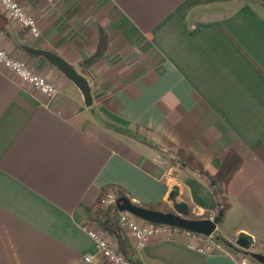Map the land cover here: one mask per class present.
I'll use <instances>...</instances> for the list:
<instances>
[{
	"label": "crops",
	"instance_id": "obj_1",
	"mask_svg": "<svg viewBox=\"0 0 264 264\" xmlns=\"http://www.w3.org/2000/svg\"><path fill=\"white\" fill-rule=\"evenodd\" d=\"M17 1L40 34L11 23L0 5L2 44L59 91L49 98L0 64V264H114L85 229L118 245L91 219L103 189L158 210L185 201L213 217L214 185L149 143L161 137L212 174L229 150L240 154L225 214L243 225L231 236L219 223L216 230L231 242L247 232L264 251V0ZM8 26L77 64L93 104L45 57L20 49ZM99 28L108 47L82 66ZM125 231L131 259L142 264H257L226 248L203 253L163 237L137 248Z\"/></svg>",
	"mask_w": 264,
	"mask_h": 264
},
{
	"label": "built area",
	"instance_id": "obj_2",
	"mask_svg": "<svg viewBox=\"0 0 264 264\" xmlns=\"http://www.w3.org/2000/svg\"><path fill=\"white\" fill-rule=\"evenodd\" d=\"M48 1L54 2L55 0ZM0 5L11 23L35 36L40 34L36 17L30 14L17 0H0ZM4 36V32L0 30V64L11 69L18 77L49 98L55 96L59 91L58 86L46 75L29 66L23 59L11 54L2 44ZM116 200L117 196L111 190L102 196L100 204L103 207H108L116 205ZM194 209L199 214H203L200 207L196 206ZM119 219L123 227L133 235L134 246L137 248H143L153 239L163 237L169 240L185 241L190 248L203 253L223 250V246L216 242L214 232L205 235L178 226L148 222L128 210L120 211ZM85 229L94 239L98 253L105 259L114 264H135L123 254L118 245L112 243L101 231L86 226ZM84 258L86 261H93L94 257L91 254H86Z\"/></svg>",
	"mask_w": 264,
	"mask_h": 264
},
{
	"label": "trees",
	"instance_id": "obj_3",
	"mask_svg": "<svg viewBox=\"0 0 264 264\" xmlns=\"http://www.w3.org/2000/svg\"><path fill=\"white\" fill-rule=\"evenodd\" d=\"M107 47L108 36L102 28H99V42L97 49L92 55L83 60L81 62V65L89 66L93 64L96 60L100 59L104 55ZM110 126L118 131L127 134L137 135L141 133L138 127H136V129H130L114 124H110ZM149 143L153 147L162 151L168 157L171 164L178 165L182 169H193L195 172L200 174L203 179L211 181L219 191L220 204L218 206H221L224 209V212L228 210V208L231 206V198L228 194V185L230 180L239 170L242 163V158L237 151L229 150L220 168L214 174H212L204 167L201 161L192 152L184 148L175 146L172 141L168 140L165 137H161L158 141H149ZM106 193V189H103L101 196L99 197L96 209L91 215V219H93L104 232L116 239L119 249L127 258H129L135 264H142L140 263V261L133 260L130 257L131 244L129 242L125 228L120 223V211L118 210V207L116 205L103 207L100 204L102 196ZM114 193L116 194L117 198L124 195V193L118 189H114ZM150 208L154 209L152 207ZM163 211H171V209L165 208ZM193 218L196 217L193 216ZM214 238L219 245L223 246V248L231 250L236 254L242 252L246 256H250L245 250L234 245L233 242L229 241L223 234H221L217 230L214 231ZM250 259L252 262H258L251 256Z\"/></svg>",
	"mask_w": 264,
	"mask_h": 264
},
{
	"label": "water",
	"instance_id": "obj_4",
	"mask_svg": "<svg viewBox=\"0 0 264 264\" xmlns=\"http://www.w3.org/2000/svg\"><path fill=\"white\" fill-rule=\"evenodd\" d=\"M7 31L20 49L31 56L41 55L45 57L62 71L78 87L87 107H90L93 104L94 99L89 79L79 71L77 64L68 62L54 51L31 44L26 39L21 38L18 32L11 26L7 27ZM211 190L219 205L220 196L217 187L213 186L211 187ZM177 194L178 193L173 190L170 192V197L172 198ZM116 206L119 211L128 210L148 222L178 226L205 235H210L217 229V224L223 219L225 214L224 209L221 206H218L217 213L213 217L191 218L188 216L189 207L185 201H176L173 203V209L171 211H163L139 205L125 195L117 198ZM254 241V237L251 234L241 231L236 236L233 244L245 250L259 263L264 264V254L251 250Z\"/></svg>",
	"mask_w": 264,
	"mask_h": 264
},
{
	"label": "rangeland",
	"instance_id": "obj_5",
	"mask_svg": "<svg viewBox=\"0 0 264 264\" xmlns=\"http://www.w3.org/2000/svg\"><path fill=\"white\" fill-rule=\"evenodd\" d=\"M188 207H189V215L188 216H190L191 218H193V216L196 218H202L201 216H203V214H199L194 209V207H190V206H188ZM219 224H220L221 229L224 230L228 236H231V234L236 230V228H238V226L243 225V223H241L238 219L237 220L231 219L230 215H227V214H225L224 218L219 222ZM259 248H260L259 243H257L251 247V250L264 254V251H260ZM238 255L240 257L246 259V261L252 262L250 259V256H246L242 252H239ZM252 263L262 264V263H259L256 261L252 262Z\"/></svg>",
	"mask_w": 264,
	"mask_h": 264
}]
</instances>
